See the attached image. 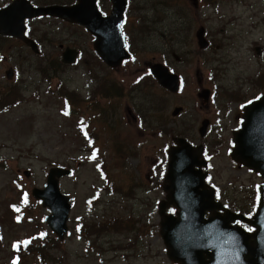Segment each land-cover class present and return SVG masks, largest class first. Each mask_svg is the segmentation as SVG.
<instances>
[{"label": "rangeland", "instance_id": "374dc122", "mask_svg": "<svg viewBox=\"0 0 264 264\" xmlns=\"http://www.w3.org/2000/svg\"><path fill=\"white\" fill-rule=\"evenodd\" d=\"M135 9L136 20L128 28L133 33L137 57L132 68L110 72L93 59L89 35L73 28V50H82V59L94 65L80 62L78 66L64 67L49 63L53 76L37 75L34 68L47 66L42 64L41 56L34 60L27 53L28 64L33 68L28 72V79H24L26 85L19 90L18 86L13 88L10 84L3 92L0 99V264H10L18 252L26 255L23 264L39 262L29 254L48 238L43 257L50 261L45 264H99V258L104 264H122V254L129 256L127 261L131 264H169L158 234L157 213L144 220L145 214L139 210L148 211L151 202L157 203L163 198L165 150L172 145L171 138L175 136H186L194 143L222 138L226 146L220 156L212 160L211 178L215 185L223 186L224 197L231 199L236 207L243 204L246 195L241 186L250 193L252 184L259 181L246 170L235 168L226 156V149L230 133L238 125L235 117L240 113V106L232 101H243L258 90H264V0H200L195 3L190 0H135ZM201 27L213 44V48L206 51L197 47L195 35ZM37 28L47 29L41 25ZM66 37L62 35L61 39ZM215 44L218 49L214 48ZM57 51L48 46L43 49V55ZM146 62L163 63L178 74L180 92L170 94L150 78H139ZM87 69L95 72L90 77L91 84ZM59 84L63 92H59ZM5 86L0 85V88ZM200 88L212 92L219 89L217 100L223 109L226 102L227 105L233 103L224 111L225 116L221 115L223 119L219 124L215 119L219 104L211 98L208 105L203 102L201 107L196 97ZM114 92L112 98L104 97ZM62 93L70 94L73 99L68 116L63 115L65 106L58 97ZM177 107L182 111L173 117L171 113ZM134 114L139 117L138 122ZM204 119L213 120L215 125L209 135L200 140L197 128ZM85 122H88L87 129L93 128L94 138L89 143L79 131V126ZM103 154L108 158V175L118 192L115 196L99 193L101 201L94 213L96 217L85 219V201L91 195L92 184H100L93 166L86 162ZM57 166L76 170L74 177L63 178L59 184L63 194L73 196L71 199L75 203L67 223L68 233L64 244L60 245L52 243L53 235L43 222L47 210L30 197L31 189L42 188L48 170ZM25 171L29 172L28 177L23 175ZM153 187V193L144 194L143 189ZM119 188L124 197L120 204L126 206L122 215L125 217L133 210L140 214L144 224L140 222L134 226L130 235L126 232L114 234L105 228L91 229L95 222H105L101 215L120 216ZM21 195L27 196L29 205L36 206H25ZM249 205L247 202L246 207L240 209L251 211ZM84 219L92 236L88 230L84 233L101 253L91 251L89 239L81 238L79 224ZM140 233L146 236L138 235L131 248L128 244L131 241L125 239ZM147 246L152 254L139 256L143 253L140 249ZM113 247L123 253L111 250Z\"/></svg>", "mask_w": 264, "mask_h": 264}, {"label": "water", "instance_id": "95a60500", "mask_svg": "<svg viewBox=\"0 0 264 264\" xmlns=\"http://www.w3.org/2000/svg\"><path fill=\"white\" fill-rule=\"evenodd\" d=\"M85 1V0H84ZM195 1V0H191ZM124 1L121 0L119 7L122 9ZM119 7L114 8L113 14L119 15ZM12 8H10L11 10ZM121 11V10H120ZM4 12L0 13L3 14ZM39 13V14H37ZM36 15H57L55 8H48L38 11ZM93 20L94 17H88ZM105 20H99L98 23H105ZM88 25V24H87ZM21 25L18 24L15 33L4 29V25L0 22V33L3 35H15L16 37H21ZM114 30V29H113ZM204 30L200 28L196 31L197 44L200 49H205L207 47V42L204 37ZM114 37V38H113ZM112 43L117 44L119 53V61L114 62L109 59V48L101 43L100 40L97 42V51L100 56L105 60V63L110 67H115L117 62H121L122 59L128 56L122 50V45L120 41L113 35ZM63 62L65 64H71L74 61L73 52H65L62 55ZM152 74L158 81V83L170 91L171 93L177 92L179 88L178 78L175 75H171L168 71L161 65H153L151 67ZM209 92L207 90H202L198 97L202 99V102L208 100ZM180 108H176L172 112V116H176L180 112ZM244 122L242 124L241 130L234 134L235 148L232 152V158L244 165H247L251 169L256 171H262L264 168V97L259 101L254 102L249 107L244 109ZM207 121L201 123L199 129V134L203 136L206 128ZM252 135V139H251ZM177 147L171 148L168 151V167L165 181L168 185L165 190L170 197H175L178 199V209H179V220L177 221L173 217H163L161 221V237L165 246H170L171 251L169 252L170 259L176 261L177 257L179 259L189 258L190 255H183L184 250L182 249V233L192 234V229L189 227H184L188 225L192 218H197L198 221V231L199 236L203 241L208 239L210 235L216 241H227L233 239L239 245L235 246L238 251V255L242 258L246 253V256L251 255V264H264V185L261 188L262 198L260 206L256 215L253 217V221L247 220L241 215H235L231 212L224 210V219H215L214 222L208 223L203 220L205 211L214 212L217 210H222L219 203H213L212 193L205 191V186L203 185V175L199 171L200 167H204V162L199 161L198 157L201 153V148L197 147L195 150L185 143L183 140H176ZM263 163L260 165V163ZM197 167L198 170H194ZM67 174V171L59 168H52L49 170L46 180V185L44 189H33L32 196L35 199L42 201V207L48 208L51 211V215L45 218V221L49 228L58 236L59 239L63 238L66 233V221L69 212V205L65 197L61 196L58 191V179L61 176ZM28 176V173H24ZM202 191H199L198 188ZM172 189L174 191L172 192ZM166 207V203H162L160 206V215L163 216V210ZM239 220L241 222L250 224L256 228V231L252 234L244 233L238 227H230L229 223ZM55 222V223H54ZM212 225L214 226L210 231H203L202 227ZM202 229V230H201ZM214 232V233H212ZM252 238V241L250 239ZM246 251V252H245ZM183 255V256H182ZM177 256V257H176ZM201 256V255H200ZM212 256L209 255V258Z\"/></svg>", "mask_w": 264, "mask_h": 264}, {"label": "flooded vegetation", "instance_id": "af4514ba", "mask_svg": "<svg viewBox=\"0 0 264 264\" xmlns=\"http://www.w3.org/2000/svg\"><path fill=\"white\" fill-rule=\"evenodd\" d=\"M20 2V5H25L23 0H0V12L5 11L15 2ZM26 2L35 7V8H45V7H56L57 8V15L56 17L51 16H40L38 18L33 19H24L21 20V37H15L11 35H1L0 34V85L5 84L4 88H0V99L3 97V92L7 91L10 84H13V88L18 86V89H22L23 86L26 85V81L24 79H28V72H31L33 67H30L31 64L29 63V59L26 58L27 53L34 57V60L37 57L41 56L42 64H46L48 66L49 63H56L58 60L61 59V53L65 49H73L72 44L75 38L73 28H79L80 26L73 21V16H70V9L72 13H79L80 15L83 12H87L89 15H98L103 18L112 15V11L114 8L113 0H25ZM18 7L16 13L13 11H8L5 13L6 19L4 25L6 27H12L14 25L15 18H19L22 16V7ZM137 10L135 9V0H125V7L123 10V17L125 25H133L136 20ZM20 19V18H19ZM41 25L44 26L46 31L38 29L37 27ZM53 28L54 30H51ZM66 37L65 40L61 39ZM51 37V38H50ZM94 41V38H93ZM54 45H56L54 47ZM57 48V52H49L48 55H43V49L45 47ZM129 46V44H128ZM43 48V49H42ZM77 51V50H76ZM23 55V56H22ZM77 55L80 57L81 52L77 51ZM85 63L89 64L90 61L85 59ZM4 64V65H3ZM94 64V63H91ZM7 65L5 68L3 66ZM133 64L127 63L124 69L132 68ZM3 68V69H2ZM43 68H34L33 72L37 75H40V71ZM117 72V70H116ZM251 98L246 99L247 102L250 101ZM240 106L241 113H238L235 117L237 124H241L242 119V109L243 105L241 101L235 102ZM232 103V104H233ZM231 104V105H232ZM220 114V112H219ZM225 116L224 113L221 114ZM235 129H239L238 125L236 128L230 133V142L227 145L226 153L228 150L233 147V133ZM225 144H220L218 147L219 149H224ZM216 147L210 144H203V153L204 158L208 162L207 172H213L214 169H211V161L220 156L219 152H216ZM229 157V153H228ZM233 166L235 168L241 170L243 169L241 165L235 163L231 158H229ZM210 162V163H209ZM210 175V174H209ZM148 179L150 180L149 176ZM155 185V184H154ZM137 188V187H135ZM134 188V189H135ZM153 189H143L144 194L153 193ZM145 197V196H144ZM164 195V199H165ZM127 198V197H125ZM124 197L122 193L119 192V206L120 201H123ZM142 206H146L144 201H140ZM154 207V201L151 202L150 207ZM145 208V207H144ZM168 213L175 214V210L172 207L167 208ZM142 213L145 214L144 220L146 218V212L143 211ZM148 215H154L150 210L148 211ZM140 219V216H139ZM143 220V221H144ZM171 264V263H170ZM173 264V263H172Z\"/></svg>", "mask_w": 264, "mask_h": 264}, {"label": "trees", "instance_id": "16d2710c", "mask_svg": "<svg viewBox=\"0 0 264 264\" xmlns=\"http://www.w3.org/2000/svg\"><path fill=\"white\" fill-rule=\"evenodd\" d=\"M216 45H217V44H215V46H214L215 49H216ZM212 46H213V44H212ZM212 46L209 47V48H213ZM43 74H46V72H44ZM59 90H60V89H59ZM59 92H63V91L60 90ZM111 94H112V93H110V95L105 96V97H106V98H112L113 96H115V92H114L112 95H111ZM123 223H124L125 225L127 224V222H123ZM101 228H102V227H101ZM105 228H106V229H109L108 226H106ZM116 231H117V230H116Z\"/></svg>", "mask_w": 264, "mask_h": 264}, {"label": "snow or ice", "instance_id": "6c2138e0", "mask_svg": "<svg viewBox=\"0 0 264 264\" xmlns=\"http://www.w3.org/2000/svg\"><path fill=\"white\" fill-rule=\"evenodd\" d=\"M93 156H95V153H93Z\"/></svg>", "mask_w": 264, "mask_h": 264}]
</instances>
